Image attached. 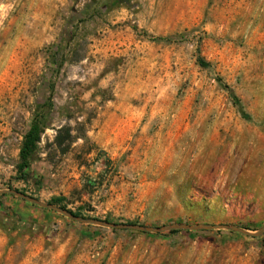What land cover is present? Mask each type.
Returning <instances> with one entry per match:
<instances>
[{"label": "rangeland", "instance_id": "374dc122", "mask_svg": "<svg viewBox=\"0 0 264 264\" xmlns=\"http://www.w3.org/2000/svg\"><path fill=\"white\" fill-rule=\"evenodd\" d=\"M36 115L43 132L20 179ZM6 189L85 219L256 232L264 0H0ZM261 236L109 230L0 196V264H264Z\"/></svg>", "mask_w": 264, "mask_h": 264}, {"label": "water", "instance_id": "95a60500", "mask_svg": "<svg viewBox=\"0 0 264 264\" xmlns=\"http://www.w3.org/2000/svg\"><path fill=\"white\" fill-rule=\"evenodd\" d=\"M2 195L13 196L31 205L56 212L57 214L73 222H76L78 224L106 228L109 230H129V231H134V232H139V233H144V234H157V233H165V232H171V231H184V232L227 231V232H235V233H238L240 235H243L249 238H258L264 234V224L262 225L260 229H258L254 233H250L249 231H246L234 225H228V224H219V225L170 224V225H165V226L156 227V228H148V227L132 225V224H115V223H109V222L97 220V219L80 218L57 206L40 202L34 198H31L15 190H10V189L0 190V196Z\"/></svg>", "mask_w": 264, "mask_h": 264}, {"label": "trees", "instance_id": "16d2710c", "mask_svg": "<svg viewBox=\"0 0 264 264\" xmlns=\"http://www.w3.org/2000/svg\"><path fill=\"white\" fill-rule=\"evenodd\" d=\"M155 40H160V39H155ZM199 65L201 67H208V64H206L202 60H199ZM218 82L221 84L222 88L228 92L229 97L231 98L233 105L238 107L239 112L241 113V116L246 120L249 119V116L243 112L241 104H240L238 98L233 93V91L227 85L222 84L220 79H218ZM42 132H43L42 116L36 115L31 120V123L28 127V130L24 134L22 142H21V147H20L19 155H18L19 164H17V166H16L17 172L20 175V179H25L27 172L30 169L31 162L33 161L32 156L36 152L37 145L40 142ZM61 132H62V130L59 131V134ZM67 137L69 139L71 137L70 133L68 131H67ZM74 215L78 216L76 214H74ZM174 233H177V231L169 232V234H174ZM261 237L264 238V234Z\"/></svg>", "mask_w": 264, "mask_h": 264}]
</instances>
